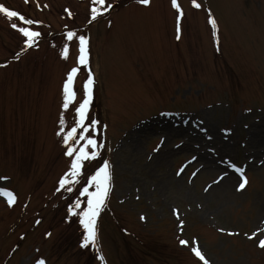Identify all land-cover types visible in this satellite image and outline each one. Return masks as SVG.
Returning a JSON list of instances; mask_svg holds the SVG:
<instances>
[{"label": "rangeland", "instance_id": "obj_1", "mask_svg": "<svg viewBox=\"0 0 264 264\" xmlns=\"http://www.w3.org/2000/svg\"><path fill=\"white\" fill-rule=\"evenodd\" d=\"M44 1L50 4L51 0H29L25 6L19 0H0V4L38 21L28 27L41 33L37 27H46L47 33L58 26L61 7L72 4L57 0V10L48 14ZM177 1L184 13L179 39L178 13L170 0H150L148 6L132 2L105 13L92 27L80 26L85 32L77 34L89 39L94 89L115 146L107 143L97 164L92 167L94 160H88L91 163L79 177H69L70 181L79 179L78 184L60 188L65 177L60 178L61 172L71 163L64 161L60 167V161L57 164L52 159L46 165L48 152L40 148L44 141L53 146L61 140L77 118L72 115L74 103L63 108V83L56 78L66 61L61 54L63 41L58 40V63L50 56L52 50L44 51L52 47L50 43L0 69V128L14 131L10 139L9 134L0 133V177L11 176L10 188L19 190L22 199L29 193L37 199L32 211L20 206L0 209V233L7 230L5 235L13 236V244L22 248L13 262L29 264V259L32 262L39 256L51 264H85L78 257L79 235L74 226L67 227L51 213L57 202L61 207L71 204L100 163L108 160L113 187L106 209L126 220L130 234L156 231L167 255L173 251L174 243L169 240L173 232L179 241H188V246L180 244L186 250L191 251L193 242H198L209 264H264V249L258 246L264 239V0H196L199 9L192 0ZM38 4L43 14H36ZM77 9L87 10V5ZM209 14L217 22L215 36ZM12 22L16 20L9 21L0 13V66L22 36L11 27ZM23 39L22 49L26 37ZM77 45L74 40V56ZM216 49L222 50L220 56ZM50 87L52 93L47 95ZM181 110L193 113L178 117L185 125L174 127L171 135L159 130L157 118L145 122L150 115ZM143 126L145 135L140 131ZM224 129H231L228 144L223 140ZM83 142L74 146L79 149ZM161 149L172 150V155L165 154L162 160L157 155ZM196 153L220 160L231 173L229 162L246 165L249 183L237 191L236 177L229 187H222V171L198 168ZM24 155L25 163L21 162ZM74 158L75 154L70 162ZM43 165L48 173L44 176L42 172L38 179ZM68 187L73 190L67 191ZM130 234L123 239L108 217L101 230L107 264H122L124 242L136 249ZM11 246L9 242L0 247V264ZM89 247L81 248L84 255ZM91 260L97 264L96 258ZM6 261L12 262L11 258ZM179 262L198 264L188 254H181Z\"/></svg>", "mask_w": 264, "mask_h": 264}, {"label": "snow or ice", "instance_id": "obj_2", "mask_svg": "<svg viewBox=\"0 0 264 264\" xmlns=\"http://www.w3.org/2000/svg\"><path fill=\"white\" fill-rule=\"evenodd\" d=\"M27 3L28 0H25ZM139 3L148 5L150 0H138ZM192 4L195 8L199 9L201 5L196 2V0H192ZM39 7V4L37 5ZM46 7V5H45ZM172 7L176 9L177 16V39L180 38V20L184 16L183 11L181 10L180 5L177 0H172ZM113 4L109 2V0H91L90 7V19L88 23H92L96 21L98 17L103 16L105 13H108L112 10ZM68 11V10H66ZM0 13H3L9 21H13L14 18L18 19L24 25L31 26L33 24L39 23L38 21H34L32 19H27L25 16L20 14L18 11L10 10L5 7L3 4H0ZM68 15L71 16L72 13L69 11ZM209 24L212 28L213 36L216 35L217 22L214 18L209 14ZM11 27L19 31V33L26 37V45L28 47H32L37 44L39 38L41 37V32L34 31L30 27H22L18 26L16 22L11 23ZM66 41L78 42V56L76 57V66L71 67L67 74V79L63 85V108L67 110L69 106L76 102L77 93L75 91V82L76 77L81 71V69H88L86 79L83 83V99L80 100L78 106L75 108L76 120L75 126L71 128L66 134H64L63 139L65 145H67L66 155L69 157H73L75 154V158L71 162L70 171L65 174V177L62 178L59 182L60 188H65L68 183H79V179L69 180V177H79L82 174V169L84 167V161L88 160H96L100 156L99 149L103 148V144H98L97 140L94 138V134L97 132L98 126L100 125L99 120L90 119L89 118V110L93 100V86L95 84V79L91 69L89 68V39L85 35H78L76 31H67L65 34ZM70 53V43H65L62 48V58L67 60L69 59ZM250 111V110H249ZM61 125L64 124V120L61 119ZM247 127V125H245ZM206 131V130H205ZM63 132V128L61 129ZM225 137L231 135V129L223 130ZM60 133H58L59 135ZM80 141H84L83 145L77 149L74 145L79 143ZM71 142V143H70ZM163 141H161V144ZM92 149V151H89ZM156 151L159 148L155 149ZM196 158L193 157V160ZM191 163V161H189ZM264 163V161H262ZM234 173L238 174V187L237 191H242L245 189L246 185L249 183L247 176L245 175L246 165L245 166H237L234 162H229L228 165ZM186 167V165H185ZM184 168H181L182 172ZM227 175V173H225ZM224 177L221 176L220 179ZM7 179V178H0ZM112 175H111V165L108 160H103L101 165L96 169L93 175H91L87 181L86 186L82 188L80 195L86 196V207L81 208L82 201L77 199L75 204L68 208L69 214L73 216L79 217V224L84 229V236L82 242L80 244L81 248H88L91 244L93 247L96 245L97 240V218L99 217L103 207L105 206L106 200L111 191ZM89 188H94V191H89ZM59 190V189H58ZM67 191L71 192L73 189L68 187ZM0 195L7 197V203L9 206H12L16 203L17 197L9 190H5L0 188ZM80 209V211H76ZM177 219L179 220V215H177ZM40 223V221H37ZM183 222L180 221V228L182 230ZM223 231V229H221ZM49 235H51L49 233ZM229 235H233V233H229ZM256 235L255 233L253 234ZM253 237H249L252 239ZM179 243L181 245L188 246V241L180 240ZM194 246L191 247L192 253L197 257L202 264H209V261L205 258V255L200 250L198 242H193ZM258 246L261 249H264V239L259 240ZM103 260V257H100ZM36 264H46L44 259H39L36 261Z\"/></svg>", "mask_w": 264, "mask_h": 264}, {"label": "bare ground", "instance_id": "obj_3", "mask_svg": "<svg viewBox=\"0 0 264 264\" xmlns=\"http://www.w3.org/2000/svg\"><path fill=\"white\" fill-rule=\"evenodd\" d=\"M144 128H142L141 129V131L143 130ZM145 134H147V130H145V131H143L142 132V135H145ZM172 133H170V135H171ZM160 154H165V153H160ZM166 155H172L171 153H166ZM165 156V155H164ZM164 156H162V160H164ZM201 158V159H200ZM207 157H205V156H199L198 155V160L200 161V163L202 164V161L204 162V164L207 166V167H210V168H213V169H223L222 167H221V164L219 163V161L217 162V163H214V160H212V159H210V158H208V159H206ZM202 160V161H201ZM226 171V170H225ZM225 171H223L224 173H225ZM230 174V173H229ZM233 180H235V177L232 175V174H230L229 176H228V178H226V179H224V180H222V182H221V186L222 187H225V188H227V187H229V184H231L232 182H233ZM261 206H262V208L264 209V203H262L261 204ZM262 213V211H260V214Z\"/></svg>", "mask_w": 264, "mask_h": 264}]
</instances>
